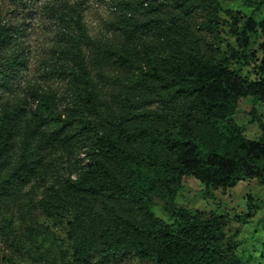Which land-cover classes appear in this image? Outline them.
<instances>
[{
    "label": "rangeland",
    "instance_id": "rangeland-1",
    "mask_svg": "<svg viewBox=\"0 0 264 264\" xmlns=\"http://www.w3.org/2000/svg\"><path fill=\"white\" fill-rule=\"evenodd\" d=\"M218 2L224 11L238 18L237 30L244 36L246 50L232 34L231 20L225 13L218 14L219 26L209 29L210 11L201 0H0L1 20L15 27L16 50L27 59L15 88H0V113L5 106L21 104L29 130H39L44 141L65 123L76 134L86 125L91 127L89 132L83 131L82 139L78 138L81 140L65 148L54 144L47 151L42 169L22 192L0 202V264H156L135 254H80L75 237L86 239L92 235L99 243L101 231L113 237L111 232L118 227L113 216L120 204L107 196L88 209L71 201H59V195L82 180L94 160L100 158V147L94 143L104 133H114L115 139L143 158L152 152L163 159L175 156L176 152L166 144L168 128L157 118L121 130L114 126L124 116L162 110L155 101L138 104L140 92L131 82L144 69H152L170 55L193 48L221 61L236 51L242 59L226 62L227 70L242 80L264 82V75L260 74L264 70V0ZM76 5L91 37L101 41L107 51L106 71L112 78L98 80L95 92L99 99L95 102L86 98L84 84L69 76L59 77L50 67L66 62L62 52L69 36H76L77 30L65 12L68 6ZM124 47L131 65L118 61ZM87 54L92 56V50ZM93 67L91 62L90 68ZM97 73L94 69L96 80ZM40 90L55 96L47 113L39 110ZM232 120L240 128L243 140L252 143L251 153L258 155L264 168V102L252 97L240 99ZM197 133L204 134V130L197 128ZM208 137L226 145L225 141ZM21 144H17V156ZM151 198L155 216L173 229L184 225L177 213L181 209L203 218L229 215L230 222L219 244L220 264H264V177L230 186L227 182L207 184L194 176H184L177 183L172 180L157 184ZM130 207H125L127 213ZM134 216L141 219L139 211ZM91 219L97 220L94 229Z\"/></svg>",
    "mask_w": 264,
    "mask_h": 264
},
{
    "label": "trees",
    "instance_id": "trees-1",
    "mask_svg": "<svg viewBox=\"0 0 264 264\" xmlns=\"http://www.w3.org/2000/svg\"><path fill=\"white\" fill-rule=\"evenodd\" d=\"M201 2L210 11L209 29H216L220 24L218 14L225 13L231 20L232 34L246 50L244 36L237 30L236 15L224 11L218 0ZM65 14L77 34L69 36L68 46L62 52L66 62L50 66L52 73L59 77L69 76L74 82L84 84L86 98L95 102L99 99L95 92L98 80L112 78L106 71V47L91 37L78 5L68 6ZM17 44L15 27L3 23L0 16V88L8 91L15 88L27 65L23 53L16 50ZM89 49L92 56L87 54ZM120 52L118 61L131 65L127 49L124 47ZM231 59L241 60L242 56L234 51L230 58L221 61L193 48L170 55L152 69H144L137 80L131 82L140 92L139 105L155 101L162 110H144L124 116L114 126L121 130L157 118L168 128L166 144L176 154L168 159L154 152L146 158L140 157L132 147L115 139L114 133H104L94 143L100 147V158L94 160L82 180L59 195V201H71L92 209L100 199L109 196L120 204L113 216L118 227L111 232L113 237L105 236L101 231V243L92 235L86 239L75 237L80 254L90 255L93 251L103 255L135 254L156 264L221 263L219 244L230 222L229 215L211 214L209 218H203L181 209L177 213L184 219V225L173 229L153 213L151 193L157 184L172 180L177 183L184 176H194L207 184L227 182L230 186L245 179H263L264 168L258 155L251 153L252 143L243 140L232 117L242 98L252 97L256 102H264V82H249L233 75L225 66ZM94 69L98 71L97 80ZM260 74L264 75V70ZM38 98L41 99V113L51 110L55 96L40 90ZM27 122L21 104L5 106L0 113V202L16 198L22 192L42 169L47 151L54 144L65 148L81 140L83 131L91 130L86 125L76 134L65 123L44 141L39 130H29ZM197 128H202L204 134L197 133ZM261 128L264 131V124ZM208 136L225 141L226 145ZM19 141L22 150L17 156ZM127 205L131 206L128 213L125 211ZM136 211L140 212L139 220L134 216ZM89 223L96 228L97 220L91 219ZM110 238L113 240L109 241Z\"/></svg>",
    "mask_w": 264,
    "mask_h": 264
}]
</instances>
